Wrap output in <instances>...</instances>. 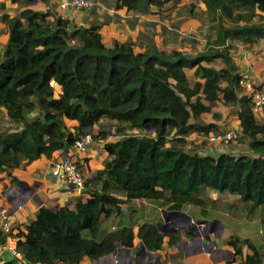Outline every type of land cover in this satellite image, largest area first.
Masks as SVG:
<instances>
[{
    "label": "trees",
    "instance_id": "1",
    "mask_svg": "<svg viewBox=\"0 0 264 264\" xmlns=\"http://www.w3.org/2000/svg\"><path fill=\"white\" fill-rule=\"evenodd\" d=\"M23 7L38 0H7ZM115 9L140 12L177 0H103ZM215 37L196 54L169 53L150 45L136 53L131 40L107 47L102 24L75 26L50 11L25 8L16 15L0 3V21L8 41L0 55V175L11 176L42 157L66 151L101 121L115 122L119 139L104 150V169L86 179L88 198L69 205L39 208L36 219L14 238L16 251L28 264H80L132 248L138 237L151 252L162 249L165 237L176 245L179 234L160 230L162 222H144L103 232L101 218L125 213V204L144 200L172 211L204 204V190L237 195L251 210L264 209V119L258 120L251 98L239 95L244 78L231 42L254 46L264 40V0H204ZM223 67H215L217 61ZM203 63L209 65L204 66ZM186 70H193L189 79ZM225 83L224 86L222 84ZM61 89L57 95V88ZM234 108L241 138L253 156L222 153L201 155L187 148L192 133L218 134L214 123L201 125L217 103ZM264 112V110H263ZM218 121L221 115L213 113ZM65 120L76 121L72 132ZM141 131V136L125 131ZM170 140L175 145L167 146ZM195 221L203 216L190 213ZM264 228V218L261 221ZM6 237H0L5 243ZM253 254L243 264H264V244L235 238ZM236 255H242L237 250Z\"/></svg>",
    "mask_w": 264,
    "mask_h": 264
},
{
    "label": "crops",
    "instance_id": "2",
    "mask_svg": "<svg viewBox=\"0 0 264 264\" xmlns=\"http://www.w3.org/2000/svg\"><path fill=\"white\" fill-rule=\"evenodd\" d=\"M0 3L5 4L6 7H19L20 11L18 13L25 8H33L44 12L53 11L52 13H56L57 15L60 13L57 8L56 0H38L35 1L34 6H27L26 4L24 7L22 6V8L19 4H13L7 0H0ZM97 12H99L98 16H93L88 12L81 11H69L67 15L69 21L75 26L89 27L91 24H102L100 33L102 41L107 47H111L115 41L125 43L131 40L136 43L139 40L140 34L145 30L143 27L144 25L141 24V20L144 16L138 12L128 11L126 8L117 10L114 7L107 5H104ZM105 19L107 20L106 22H104ZM191 24H195V21L190 20L189 22L182 24V31H189L192 27ZM2 26L3 25L0 22V28ZM195 27L197 26L195 25ZM154 31L156 30L154 29L153 33ZM8 37L9 35L7 30L3 43L4 45L0 48V53L6 46ZM156 40L157 38L155 37V41ZM162 41L163 37H160L157 44L154 42L156 44L155 45L152 42L151 37L149 38L148 36L147 41L143 44V46L137 47L136 43L134 50L136 53H141L144 52L150 45H155L167 53L173 50L188 51L179 48H169L170 45L165 46ZM231 45L233 46L231 56L238 66L240 74L246 78L249 83L254 84L257 87H263L264 40H260L254 46L235 41L231 42ZM166 48H169L170 50H166ZM218 64L222 65L218 67ZM203 65L209 66L205 63H203ZM214 66L221 68L223 67V63L219 60ZM189 72L191 73V76L188 74ZM186 73L188 78L192 79L194 71L186 70ZM224 85L225 83L222 84V86ZM56 88V94L58 95L61 89L59 86H56ZM239 95H244L242 89H240ZM227 111L228 108L224 107L222 102L217 103L213 109V113L220 114L221 119L218 121L213 119L210 123L217 124L221 131L235 129L241 133L240 121L237 118L236 112L234 114L235 120H230L226 113ZM104 122L105 121H101L99 124L94 126L93 133L97 135V138H94V143L84 154L77 155L86 179L91 178L104 169L105 161L110 159L108 153L104 150V145L108 142L117 140L116 136H113V130H111L109 126L107 128L99 127V125ZM65 123L72 132H74V128L78 126L76 121L65 120ZM73 153H75V151L72 147L66 151H57L50 158L42 157L23 168L14 170L11 176H8L6 173L0 175V206L11 211V215L15 219L13 230L5 239L7 247L10 249H16L17 240L14 236L19 230H24L26 226L30 225V223L36 219L41 206L53 207L57 205L65 206L68 204L70 208H73L77 199L88 198V195L86 194L81 195L73 191L53 174L52 169L54 163L61 160L66 155ZM186 215L192 217V220H194L193 224L192 220L189 219L188 216L184 215L185 218L191 222L192 225L190 226L192 228L178 230L177 233H168L180 235L181 240L176 245H170L169 237H165L162 249L157 252H151L144 248L138 237H135L134 246L132 248L118 245L114 253L101 257L97 260L85 258L80 262V264H117L116 261L118 264H243V259L248 255L253 254L252 250L248 246L245 245V247H243V244H238L235 247L230 245L229 242L235 241V238H238L241 241L250 239L254 242L252 240L254 232L251 229H243L232 232L228 230L225 224L223 226L224 231L221 238L217 239L213 236L214 233H210V237L212 239V241H210L211 243H215V241H213L214 238L217 239L215 247L210 248L208 252L202 251V243L197 242L196 245L193 243L197 238V233L199 232V225H197V223L198 221H210L212 218H210V220L209 218H203V220L195 221L193 218L194 216L190 213H187ZM163 216L164 213L163 215H159V213H126V211L125 213L120 214L114 213L109 218H101L102 230L106 233L125 225H133L134 232L137 234L139 226L144 222H162L161 226L164 225L165 218ZM252 222H258L261 224L259 229V234L261 236H258V242L254 243L259 247L263 246L264 230L262 223L259 219L252 220ZM227 225L229 226V224ZM206 244L209 245V241H207ZM177 245H179V247ZM237 250H241L242 255H236ZM0 254L8 264H28L25 261L23 262V260L13 256L12 251L10 250L2 249Z\"/></svg>",
    "mask_w": 264,
    "mask_h": 264
},
{
    "label": "rangeland",
    "instance_id": "3",
    "mask_svg": "<svg viewBox=\"0 0 264 264\" xmlns=\"http://www.w3.org/2000/svg\"><path fill=\"white\" fill-rule=\"evenodd\" d=\"M95 1L99 3L98 8L88 13L93 16H98L99 12L97 11L101 9L104 5L108 6V4H106L103 0ZM203 1L204 0H177V2L167 4L161 8H157L155 6H150L149 8L143 7L139 13L144 16L141 20V24L144 25L143 27L145 28V30L140 34L139 40L136 42L137 47L143 46V44L147 41V37L149 36V38L151 37L152 42H156V44L158 39H160V37H163L162 43L165 44V46L170 45L169 48L172 47L188 50L184 51L186 53L196 54L198 52L203 51L206 47L207 42L215 37L214 28L216 26V23H213L210 20V17L206 12V8L203 4ZM20 6L22 8V5ZM7 9V13L10 16H14L20 11L19 7L13 8L9 6L7 7ZM190 20H194L195 24H191L192 27L189 31H182V24H184L185 22H189ZM106 21L107 20L105 19L104 22ZM2 25L3 26L0 28V48L4 45L3 43L5 39V34H7L8 30L7 26L4 23H2ZM195 25L197 27H195ZM154 29L156 31H154L153 33ZM155 37L157 38L156 41ZM169 48H166V50H170ZM221 65L222 64H218L217 66L220 67ZM188 74L191 76L190 72ZM224 107L228 108V111L226 112L228 118L230 120H235L234 108H232L231 106ZM255 116L258 120L261 121L264 119V112H255ZM6 120L7 119L5 116L0 117V129L6 128ZM212 120L213 113L204 114L198 120V123H200L201 125H208ZM108 126L111 130H113V136H116L117 139L120 138V136L115 132V122L110 123L105 121L103 124L99 125V127L104 128H107ZM218 130V133H222L224 131H221L219 126ZM141 134V131H125V135L141 136ZM186 138L188 143L187 148L195 149L201 155L208 154L217 157L222 153H228L235 156H253V153L249 149L247 141L243 140L241 136L236 141H231L229 143H212L209 141L208 137L204 135H199L197 133L189 134ZM175 143L176 142H174V140H170L167 146L175 145ZM199 197L203 199V205L199 207L189 206V211H181V214H177L172 210L168 209V206H165L163 208H160L159 205L156 204L155 206H150L152 204L144 200L125 204L123 206V210L126 211V213H159V215H163L164 213V226L167 230H182L192 228L190 226L192 225L191 222H189L188 219L185 218L186 214L194 212L198 216H203V213H207L206 216L202 217L201 219H212L209 221L208 224H205L204 228L201 226L199 227V232L197 233V235L200 234V237L197 239V241L193 242L195 245L198 242L202 243L204 246V244H206L207 242V240L205 239L206 237H209L210 241H212L210 233H214L213 236L217 239L221 238L223 236L224 224L227 226L228 230L232 232L243 229H251L254 232L252 240L254 242H258L257 238H259L258 236H261L259 234L261 224L258 222H252V220L259 219V221H262V219L264 218V209H258L257 211H253L250 208L251 206H248L243 203L239 196L231 195L229 193H218L212 190H204L202 193H200ZM216 218H218L219 220ZM227 224H229V226ZM216 238H214L213 240L215 241V244H217ZM210 241V247H215L213 242L211 243ZM243 247H245L244 244Z\"/></svg>",
    "mask_w": 264,
    "mask_h": 264
},
{
    "label": "built area",
    "instance_id": "4",
    "mask_svg": "<svg viewBox=\"0 0 264 264\" xmlns=\"http://www.w3.org/2000/svg\"><path fill=\"white\" fill-rule=\"evenodd\" d=\"M57 8L59 9V16L62 20H69L67 13L69 11L91 12L98 8L99 3L95 0H56ZM240 89L243 90L244 95L249 96L252 101L254 112H261L264 110V86L257 87L242 78L239 82ZM241 136L240 132L235 129H227L222 133L210 134L208 137L210 142H224L229 143L236 141ZM94 143V136L92 134H85L80 136L72 146L75 153L68 154L53 165V174L63 181L69 188L80 194L81 190L85 188L86 177L82 169L77 155L84 154L89 147ZM85 195V194H83ZM15 219L11 215V211L0 206V237H7L13 230ZM194 223V220H192ZM205 227L204 224L199 227ZM2 249L12 251L13 256L22 260L20 253L15 248L10 249L5 242L0 243V253ZM24 262V260H23ZM118 264V262L116 261ZM0 264H8L0 254Z\"/></svg>",
    "mask_w": 264,
    "mask_h": 264
},
{
    "label": "water",
    "instance_id": "5",
    "mask_svg": "<svg viewBox=\"0 0 264 264\" xmlns=\"http://www.w3.org/2000/svg\"><path fill=\"white\" fill-rule=\"evenodd\" d=\"M35 4V2H30V3H27V6H32V5H34ZM88 192V190L86 189V188H84L83 190H81V192H80V194L81 195H83V194H85V193H87ZM175 213H177V214H181V212H175ZM184 214V213H183ZM187 216V215H186ZM188 218L189 219H191L192 220V217H189L188 216ZM209 223V221H198V223H197V225H202V224H208ZM160 230L162 231V232H164V233H177L178 232V230H167V229H165V226L164 225H162V226H160ZM196 231V230H195ZM200 237V234H198L197 235V238L195 239V241L198 239ZM207 241H210V239H209V237H206L205 238ZM194 241V242H195ZM214 245H215V243H213ZM178 247H179V245H177ZM210 248H212V247H210V245H208V244H204V246L202 247V251H205V252H208V250L210 249Z\"/></svg>",
    "mask_w": 264,
    "mask_h": 264
}]
</instances>
